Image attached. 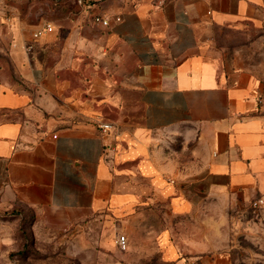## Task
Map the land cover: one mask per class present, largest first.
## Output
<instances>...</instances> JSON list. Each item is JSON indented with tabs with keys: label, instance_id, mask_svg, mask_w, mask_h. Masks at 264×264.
Wrapping results in <instances>:
<instances>
[{
	"label": "crops",
	"instance_id": "1",
	"mask_svg": "<svg viewBox=\"0 0 264 264\" xmlns=\"http://www.w3.org/2000/svg\"><path fill=\"white\" fill-rule=\"evenodd\" d=\"M21 1L0 0V209L105 216L165 260L230 264L264 199V0Z\"/></svg>",
	"mask_w": 264,
	"mask_h": 264
},
{
	"label": "rangeland",
	"instance_id": "2",
	"mask_svg": "<svg viewBox=\"0 0 264 264\" xmlns=\"http://www.w3.org/2000/svg\"><path fill=\"white\" fill-rule=\"evenodd\" d=\"M162 137L171 148L183 146L182 135L165 132ZM239 215L230 264H264V208H249ZM85 223L58 229L48 226L31 207L0 209V264H177L157 252L152 229L146 231L147 238L134 230L124 251L117 243L119 235H127L124 222L102 216L89 227Z\"/></svg>",
	"mask_w": 264,
	"mask_h": 264
},
{
	"label": "built area",
	"instance_id": "3",
	"mask_svg": "<svg viewBox=\"0 0 264 264\" xmlns=\"http://www.w3.org/2000/svg\"><path fill=\"white\" fill-rule=\"evenodd\" d=\"M55 1H59V0H55ZM90 1H94V0H77V2L81 5L87 4ZM117 20H120V17H117ZM109 22H110L109 18L102 19V23L105 25H108ZM54 29H55V26L52 22H44L41 26H39L33 31L32 37L33 39H39L42 36L50 32H53ZM31 47H32L31 45H28V48H31ZM99 127L101 128L103 132H109L113 128V124L109 122H99ZM263 204H264V199L259 198L252 203L251 207L253 209H258V208H261ZM117 243L121 250L126 251L128 249V237L125 234H121L118 236Z\"/></svg>",
	"mask_w": 264,
	"mask_h": 264
},
{
	"label": "trees",
	"instance_id": "4",
	"mask_svg": "<svg viewBox=\"0 0 264 264\" xmlns=\"http://www.w3.org/2000/svg\"><path fill=\"white\" fill-rule=\"evenodd\" d=\"M253 209V208H252ZM253 210H255V209H253Z\"/></svg>",
	"mask_w": 264,
	"mask_h": 264
}]
</instances>
